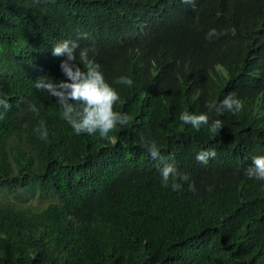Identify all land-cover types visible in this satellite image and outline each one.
I'll use <instances>...</instances> for the list:
<instances>
[{"label": "trees", "instance_id": "16d2710c", "mask_svg": "<svg viewBox=\"0 0 264 264\" xmlns=\"http://www.w3.org/2000/svg\"><path fill=\"white\" fill-rule=\"evenodd\" d=\"M65 40L131 117L113 139L75 134L35 88L66 80L52 55ZM229 94L238 112L206 106ZM0 100V197L15 201L0 202V264H264V180L246 175L264 156V0H0ZM166 164L188 176L178 191L162 186Z\"/></svg>", "mask_w": 264, "mask_h": 264}, {"label": "clouds", "instance_id": "9594fccd", "mask_svg": "<svg viewBox=\"0 0 264 264\" xmlns=\"http://www.w3.org/2000/svg\"><path fill=\"white\" fill-rule=\"evenodd\" d=\"M184 2H188V0H184ZM221 34L216 29H211L206 34V38L211 39ZM80 36L87 38L86 34H80ZM78 47L79 45L75 41L69 40L54 45L52 55L66 57V60L60 64L61 71L66 80L53 82L48 77H41L35 81V88L46 91L51 97L56 98L57 103L62 109V119L71 126L75 134L87 133L92 135L98 132L101 139H113L109 137V133L115 130L117 125H127L131 117L128 114L114 111V105L120 101V96L105 81L100 71V65L89 58L88 49H82L79 53V64L83 65L84 68L83 71L81 70L76 63L75 50ZM116 83L131 87L133 80L122 76L117 79ZM206 106L209 109H215L217 114H222L224 111L235 113L242 108V103L235 98L234 94H229L219 104L210 102ZM0 107L9 110L11 105L7 100H0ZM30 110L38 114V109L34 105H30ZM0 118L3 117L0 116ZM179 118L184 124H190L197 130L202 125L209 123V116L204 113L197 115L185 111L180 114ZM221 128H223L222 121L214 120L210 126V131L215 133ZM36 131L40 133V139H47L48 133L43 128V125L40 129H36ZM144 146L153 159L162 158L155 142H145ZM215 155V151H201L197 153L195 159L200 163L206 164L209 158H214ZM252 160L254 167L247 168L246 175L249 178L264 180V156H256ZM161 176L162 186L164 187H168L169 180L171 179L173 191H178L181 187L177 182L178 179L188 180L187 175H180L171 164H166L161 169Z\"/></svg>", "mask_w": 264, "mask_h": 264}, {"label": "rangeland", "instance_id": "374dc122", "mask_svg": "<svg viewBox=\"0 0 264 264\" xmlns=\"http://www.w3.org/2000/svg\"><path fill=\"white\" fill-rule=\"evenodd\" d=\"M3 201H14L13 198H1L0 197V202H3ZM19 203V201H18ZM47 202H44V201H35L33 199H27L23 202H21V204L25 205V206H28V207H33L34 209H38L40 208L41 206H43L44 204H46Z\"/></svg>", "mask_w": 264, "mask_h": 264}]
</instances>
